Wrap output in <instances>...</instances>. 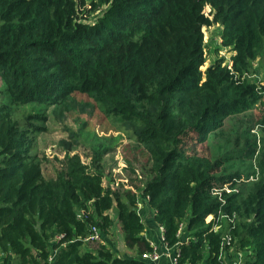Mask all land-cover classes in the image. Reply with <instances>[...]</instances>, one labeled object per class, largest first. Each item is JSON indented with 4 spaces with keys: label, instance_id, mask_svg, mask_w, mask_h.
Listing matches in <instances>:
<instances>
[{
    "label": "trees",
    "instance_id": "16d2710c",
    "mask_svg": "<svg viewBox=\"0 0 264 264\" xmlns=\"http://www.w3.org/2000/svg\"><path fill=\"white\" fill-rule=\"evenodd\" d=\"M213 24L230 64L219 57L202 69V28ZM256 60L264 63V0H0V264H45L51 254V264H139L116 256L105 234L114 208L125 244L152 250L137 211L141 194L165 245L180 242L176 264H223L219 246L229 227L241 264H264V112L258 147L249 152L257 179L223 191L224 202L211 192L216 180L242 174L217 179L218 161L181 148L189 132L203 142L227 117L264 106ZM73 92L122 117L147 150L140 186L105 185L101 153L91 166L65 155L54 177L43 175L35 143L44 110ZM27 103L37 107L16 118ZM91 226L102 242L90 249L83 238Z\"/></svg>",
    "mask_w": 264,
    "mask_h": 264
},
{
    "label": "rangeland",
    "instance_id": "374dc122",
    "mask_svg": "<svg viewBox=\"0 0 264 264\" xmlns=\"http://www.w3.org/2000/svg\"><path fill=\"white\" fill-rule=\"evenodd\" d=\"M104 7L93 12L89 21H95L102 14ZM204 11L207 13L208 7ZM202 31L205 62L201 68L204 69L219 57H224V62L230 64L231 52L220 44L221 26L219 24L204 26ZM253 68L254 79L262 78L264 81V63L256 60ZM33 106L35 105L27 103L19 107L15 112L16 118L22 120L25 114L37 107ZM263 112L264 106H257L252 110L229 116L224 120L222 127L208 130L203 142H198L201 136L197 131H191L183 139L181 148L185 153H197L218 161L212 172L217 179L227 174H242L241 178L225 182L226 185L231 183L230 186L237 189L234 192H238L239 187L243 186V181L257 179L255 157L254 155L250 157L249 152L258 147L261 128L259 116ZM44 115L46 119L42 125L45 130L37 134L35 150L41 159L43 175L46 178L54 177L56 171L62 168L65 155L77 154L82 164L91 166L95 154L101 153L100 163L105 174L103 179L105 185L109 183L112 188L126 189L130 188V185L140 186L146 179V171L150 165L149 153L136 141L132 129L124 126L123 118L105 115L93 96L73 92L63 104L45 109ZM250 175L254 177L251 179ZM216 182L217 187L223 185L219 184L218 180ZM144 210L141 217L145 216L150 220V208L146 206ZM109 213L113 222L105 234V244L118 257L133 256L136 259L137 256L134 255L138 250L125 244L114 208ZM96 245L90 243L89 246ZM235 253L233 245L230 257L235 259L237 257Z\"/></svg>",
    "mask_w": 264,
    "mask_h": 264
},
{
    "label": "built area",
    "instance_id": "2783aa9c",
    "mask_svg": "<svg viewBox=\"0 0 264 264\" xmlns=\"http://www.w3.org/2000/svg\"><path fill=\"white\" fill-rule=\"evenodd\" d=\"M255 174H256V172H255ZM253 177H254V175L253 176L250 175L251 179ZM230 185H231V183H228V185H226V183H223V185L221 187H212L211 192H212V194L217 195V197L219 198L220 201L224 202V200L222 198L223 191L226 193L237 191V189L236 190L233 189ZM226 216L227 215H220V218L224 219ZM211 218H212V215H208L206 217V221L208 222ZM227 220H228V222L233 221L234 215L232 218H230V217L227 218ZM231 226H233V225H231ZM220 227H221V223H214L213 224V230L214 231H218L220 229ZM159 229L163 235V227L159 225ZM230 230H231L230 227L228 229H226L225 233L221 237L218 258H220L222 260V262H223L224 255L227 253V251H229V249H231L233 247V244H232L233 243V236H232ZM180 231H181V228L179 229L178 233ZM60 237H61V235L56 236L57 239ZM162 239H163V236H162ZM83 240H84V242H93V241L102 242V236H101L99 229L96 226H91L88 235H86L83 238ZM187 240H188V237H185L184 241H187ZM179 243H177L176 246H173V247H169V246L165 245L164 254L168 256V258L170 259L172 264L177 263V258L179 256V250L177 248V245ZM235 254L237 257L235 259H233V261L230 264H241L242 263V253L239 251H236ZM160 256H161V253L159 251H156L154 248L151 251H146V252H143L141 254L142 259H147V260H152V261L159 259ZM52 259H53V254H51L48 257V260L45 264H51Z\"/></svg>",
    "mask_w": 264,
    "mask_h": 264
},
{
    "label": "crops",
    "instance_id": "0c3cea01",
    "mask_svg": "<svg viewBox=\"0 0 264 264\" xmlns=\"http://www.w3.org/2000/svg\"><path fill=\"white\" fill-rule=\"evenodd\" d=\"M147 198L143 196L142 194L139 195L138 198V205H137V211L139 215L141 216L142 212H145V207L147 206L146 204ZM151 211V217L150 220H147L145 216L142 218L144 222V231L142 232V235L145 237V239L148 241L149 245L151 248L155 249L156 251H159L161 253V256L157 260H147V259H142L141 254L143 253H136L134 256H137L136 259L139 260V264H172L170 259L168 258L167 255L164 254V249H165V243L162 239V233L159 229V225L154 221L153 215H154V210L150 209ZM146 215V214H145ZM91 242H85L84 247L87 248H92L90 245ZM135 248V247H134ZM230 250L227 251V253L223 257V264H230L233 261V258L230 257L229 253ZM130 255H133L129 253ZM133 257V256H132Z\"/></svg>",
    "mask_w": 264,
    "mask_h": 264
}]
</instances>
